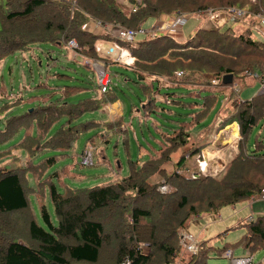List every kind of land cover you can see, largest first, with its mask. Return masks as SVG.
<instances>
[{
  "label": "trees",
  "instance_id": "16d2710c",
  "mask_svg": "<svg viewBox=\"0 0 264 264\" xmlns=\"http://www.w3.org/2000/svg\"><path fill=\"white\" fill-rule=\"evenodd\" d=\"M230 7L245 10L243 26H256L254 15L264 11V0H0V62L35 48L46 55L47 65L55 61L52 52L71 53L65 64H55L70 71L52 74L69 84H37L47 89L31 95V108L17 114L7 112L24 102L20 94L5 95L8 100L0 106V161L13 158V164L0 166V264H206L208 239L183 254L179 230L222 206L255 200L264 190V139L257 134L253 145H246L253 127H264V39L232 27H198L181 41L162 32L121 42L134 59V82L147 98L145 113L160 108L155 97L163 95L188 109L186 119H173L177 126L163 135L165 144L157 152L143 161L128 159L125 176L100 185L70 186L67 181L81 174L67 160L76 138L100 127L99 121L79 117L115 102L112 88L102 92L95 70L84 62L107 63L110 58L99 55L94 44L118 40L87 29L90 21L137 29L151 16ZM69 40L76 46L69 48ZM77 56L87 74L78 72ZM228 74L232 81L223 84ZM252 82L263 92L241 99L240 89ZM182 86L191 89L169 90ZM225 88L230 90L222 103ZM82 93L87 95L77 98ZM189 94L194 100L183 101ZM101 123L120 129L121 117ZM232 123L238 126L236 151L218 174L201 172L198 162L212 134ZM94 136L102 137L97 131L88 139ZM15 150L19 153L10 154ZM160 185L170 189L161 192ZM238 226L244 227L243 234L217 248V256L228 246L250 254L264 249V212Z\"/></svg>",
  "mask_w": 264,
  "mask_h": 264
},
{
  "label": "rangeland",
  "instance_id": "374dc122",
  "mask_svg": "<svg viewBox=\"0 0 264 264\" xmlns=\"http://www.w3.org/2000/svg\"><path fill=\"white\" fill-rule=\"evenodd\" d=\"M224 14V11L212 13L214 16ZM185 19V22L179 27L180 33H182L185 38L192 35L198 27H212L211 17L207 15L193 13L186 16ZM157 22L158 18L151 16L143 22L142 28L148 30ZM243 25L241 21H230L226 17L224 23L219 26V29L223 30L226 27H232L237 32H249L253 38H264L263 34L255 25ZM107 44L108 43L105 42V47L108 46ZM47 47V45H41V48ZM37 51H41L40 48L30 49L22 54L16 53L15 55L7 56L0 62V106L8 100L5 95L20 94L24 100L20 105H15L10 108L7 112L9 114H17L24 109H30L31 107L29 106L31 103L28 102V99L31 95L39 94L43 92L44 89H47L45 85L52 87L54 84L60 86L69 84L66 79L54 77L52 74L70 71L69 69L55 64L56 62L62 65L65 64V58L68 59L71 53L66 52L67 55H63L58 52H52L51 57H54L55 61L47 65L48 58H46V55L40 54ZM36 53L41 57L40 59L37 58ZM100 55L104 56V53L102 52ZM107 58L110 57L107 56ZM82 61V58L77 56L74 64H76L75 66L78 65V72L87 74L86 69L82 66ZM98 63L100 65H105L110 80L109 86L112 88L115 101L119 104L118 114L121 117V123L119 124L120 129L115 130L113 127L111 129L102 125L101 122L109 118L108 109L104 111L100 109L88 111L79 117V121L81 122L91 119L99 121L100 127L98 129L91 128L84 130L81 135L76 138L72 148L68 152L69 156L67 162L72 164L74 172H79L81 174L79 179H69L67 181L72 187L88 188L125 176L127 174L128 159L143 161L148 158L151 153L164 146L165 141L163 135L171 128L177 126L176 121H173V119H186V114L184 113L188 111L186 107H180L170 101H165V96L156 95L155 104L160 105V108L153 107V111L146 114L143 102L146 101L147 98L142 94L140 86L134 82L138 79V76L133 72L131 67L117 63L113 59H110L107 63L103 61H99ZM248 81L251 82L249 77ZM39 83H45V85L37 86ZM259 85L260 84L256 82L248 83L247 86L240 89V96H250L252 92H256L259 89ZM164 89L165 88H160V91L163 92ZM190 89V87L182 86L169 90L185 92ZM261 91L263 92V89ZM224 93V91L221 92L220 98L225 100L228 92L226 94ZM86 95L87 93H82L78 95L77 98H83ZM194 98L195 96L189 94L188 96H184L182 100L193 101ZM34 100H36V98H34ZM237 101L239 100L237 99ZM36 102L37 101L34 103ZM112 106L113 105L109 106L110 110ZM114 107L113 110L115 111L116 107ZM216 109L217 106L210 111L208 121H211L214 117ZM113 110L111 112H114ZM192 110L193 109H191V111ZM179 113H181L182 116H179ZM232 125L233 124L227 126L228 128L235 127V125ZM230 129H227L228 131L226 133L222 130L219 136H215L214 133L212 134L211 143L209 145H213L212 147H216L218 150L221 149L222 155L219 154L218 157H216L217 159L215 158L219 161L218 163L216 161H204L203 165H205V170L203 173H207L208 175L218 174L227 164L231 155L236 151L239 136L236 131V138L231 140L229 137ZM97 131L102 137L94 136L92 140H89L88 138L92 137ZM257 134L258 137L262 136L264 139V127H260L259 125L253 127L246 140V145L248 147L253 145L254 138ZM86 144H90L93 148V163L89 166H81L79 155L81 149ZM224 147L225 149L223 150L222 148ZM231 151H233L232 154H230ZM13 153L18 154L19 152L16 150L10 152V154ZM10 160H13L12 156L10 158L9 156L4 158L3 163L8 164L11 162ZM11 163L13 164V162ZM215 163H217L216 166L214 165ZM4 164L0 161V166ZM167 189L170 188L167 187ZM48 209L51 211V205H48ZM261 212H264V200L257 198L248 202L236 203L233 206H222L218 212L213 215L193 218L187 230H179L180 251L183 254L189 251L186 247V241L184 240L186 232H188L196 239H208L207 245L211 246V248L208 253L209 257L206 258V264H229L227 258L216 255V249L221 248L224 243H230L231 245L233 242L237 241L244 232V227L238 226L239 221H247L248 215L256 216ZM195 219L196 222H194ZM21 223L22 221H19L18 225L23 228ZM141 246L142 251L147 252L146 244L142 243ZM228 248L232 250V256L249 254L252 256L254 264H264V249L257 250L250 254L244 251L240 246H228Z\"/></svg>",
  "mask_w": 264,
  "mask_h": 264
},
{
  "label": "built area",
  "instance_id": "2783aa9c",
  "mask_svg": "<svg viewBox=\"0 0 264 264\" xmlns=\"http://www.w3.org/2000/svg\"><path fill=\"white\" fill-rule=\"evenodd\" d=\"M55 1H58V0H55ZM250 1H253V0H250ZM72 3L74 4V2ZM224 12L225 14L223 15V19L227 17L230 21L244 20V16L246 13L245 10L238 9L235 7H230ZM193 13L207 15V16H210L211 18L214 16L212 15V13L214 12L210 8H207L204 10H197ZM193 13L175 11L168 15H161L158 23H156L154 26H152L148 30L143 29L142 26L138 27L137 29H131V28H122L118 25H107L99 21H93L94 23L93 26L96 27V29L98 30L97 32L109 33L112 37L118 40V41L110 42V41L98 39L96 40L94 44L95 51L99 55L103 52L105 57L108 56L110 57V59H113L117 63H121L125 66L131 67L133 65L134 59L131 56L129 50L126 47H124L121 44V42L129 44V43L134 42V40L138 36H154L155 34H158L159 32H166V33L171 34L185 22L186 16H188L189 14H193ZM254 18L257 19L258 21V24L256 25V27L260 30V32L264 36V11L261 14H255ZM105 42L108 43L107 47H105ZM67 44L69 48H73L76 46L73 40H69ZM85 64L92 67L95 70L99 88L102 92H106L109 87V83H110L109 75L106 72V68L103 65H100L96 61L86 60ZM180 74L181 72H177V76H179ZM246 74L251 77H257L256 73L246 72ZM92 157H93V148L90 144H86L83 147L80 153V156H79L80 165L82 166L92 165L93 163ZM204 161L205 160L201 159L198 162L199 170L201 172H204L205 170V165H203ZM158 190L161 192H165L167 190V186L160 185L158 187ZM258 199L264 200V190L261 191ZM251 219L252 217H249V220ZM184 240L186 241V247L188 248V250L191 252H195L197 241L194 239V237H192L188 232H186ZM222 256L228 259L229 264H254L253 258L251 255L232 256V251L228 250V251H225Z\"/></svg>",
  "mask_w": 264,
  "mask_h": 264
},
{
  "label": "crops",
  "instance_id": "0c3cea01",
  "mask_svg": "<svg viewBox=\"0 0 264 264\" xmlns=\"http://www.w3.org/2000/svg\"><path fill=\"white\" fill-rule=\"evenodd\" d=\"M161 17V16H160ZM159 17V18H160ZM159 18H158V21H159ZM213 18H215V19H213ZM218 18V19H217ZM158 23V22H157ZM224 23V19H223V15H215V16H213L212 18H211V26L212 27H217V28H219V26L220 25H222ZM94 25V23H93V21H90L87 25H86V28L87 29H89V30H93L94 32H97L98 30L96 29V27L95 26H93ZM95 27V28H94ZM171 35L173 36V37H175L177 40H179V41H181V40H183V39H185V37L182 35V33H180V28L179 29H177V30H175L173 33H171ZM257 84H259V83H257ZM226 90H224V94H226L227 92V95H226V98H227V96H228V94H229V90H230V88H225ZM227 89H228V91H227ZM263 88L259 85V89L256 91V92H252L251 93V95L249 96H244V97H242V96H240L241 97V99H244V98H250V97H252L253 95H256V94H258V93H260V92H262L261 90H262ZM221 96V95H220ZM221 99V101L220 102H224V99H222V98H220ZM115 104V105H114ZM110 105H113L112 106V108H111V110L109 109L110 107ZM116 108H115V107ZM113 107L115 108V111L113 110ZM106 109H108L109 110V112H108V115H109V118L108 119H113L114 117H116L117 115H119L118 113H119V104L115 101V102H113V103H108V104H106V105H104V107H102L100 110H102V111H104V110H106ZM114 111V112H111V111ZM104 121H106V120H104ZM233 125H235V127L233 126V127H230V128H228V126H225L223 129H221V130H219L216 134H215V136H219V133L223 130V132L224 133H226L229 129H230V133H229V137H230V139L232 140V139H235L236 138V136H237V134H238V126H237V124L236 123H232ZM235 128H236V130H235ZM228 129V130H227ZM236 131H237V134H236ZM239 136V135H238ZM219 138V137H218ZM225 140H226V138H225ZM223 142V141H222ZM85 146V145H84ZM83 146V147H84ZM211 146V147H210ZM213 145H208V146H206L203 150H202V153H201V159L202 160H205V161H207V162H210V161H216L217 163L219 162V161H217L216 159V157H218V155L220 154V155H222L221 153H222V150L221 149H219L218 150V148H213L212 147ZM83 149V148H82ZM82 149H81V151H82ZM223 150L225 149V147L224 148H222ZM155 152H157V151H155ZM81 153V152H80ZM154 153V152H153ZM233 153V151H231V153L230 154H232ZM80 156V155H79ZM216 158V159H215ZM217 163H215L214 165L216 166V164ZM213 165V166H214ZM262 213V212H261ZM261 213H259V214H257V215H260ZM256 215V216H257ZM249 217H252V218H254L255 216H253V215H248V219H249ZM194 222H196V219L194 220ZM194 239L196 240V241H198V240H200L199 238H195L194 237ZM202 239V238H201Z\"/></svg>",
  "mask_w": 264,
  "mask_h": 264
},
{
  "label": "water",
  "instance_id": "95a60500",
  "mask_svg": "<svg viewBox=\"0 0 264 264\" xmlns=\"http://www.w3.org/2000/svg\"><path fill=\"white\" fill-rule=\"evenodd\" d=\"M139 79H141V77H139ZM232 81V75L228 74L222 77V83L223 84H229Z\"/></svg>",
  "mask_w": 264,
  "mask_h": 264
}]
</instances>
